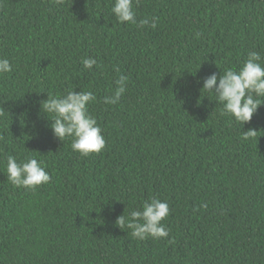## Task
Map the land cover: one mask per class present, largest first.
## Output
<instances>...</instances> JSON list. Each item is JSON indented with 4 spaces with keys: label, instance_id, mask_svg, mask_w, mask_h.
<instances>
[{
    "label": "trees",
    "instance_id": "16d2710c",
    "mask_svg": "<svg viewBox=\"0 0 264 264\" xmlns=\"http://www.w3.org/2000/svg\"><path fill=\"white\" fill-rule=\"evenodd\" d=\"M113 3L0 0V264H264V104L241 125L202 89L251 51L264 64V0H134L143 28ZM69 90L96 97L99 153L74 152L41 111ZM8 156L42 161L50 181L12 185ZM152 198L169 205L166 238L116 225Z\"/></svg>",
    "mask_w": 264,
    "mask_h": 264
},
{
    "label": "clouds",
    "instance_id": "9594fccd",
    "mask_svg": "<svg viewBox=\"0 0 264 264\" xmlns=\"http://www.w3.org/2000/svg\"><path fill=\"white\" fill-rule=\"evenodd\" d=\"M55 2L62 4L63 0ZM111 12L122 24H135L143 28L149 23L147 19L137 23L134 0H114ZM151 26L155 27L154 21ZM261 59L259 52L251 51L239 69L228 68L222 75L212 73L203 78L202 89L215 94L216 102L223 106L222 114L231 116L241 125L250 122L258 107L264 104V64L260 63ZM81 63L85 69L91 70L97 65V59L86 57ZM11 71L9 60L0 58V74ZM127 79L126 76H120L111 95L103 98L105 104L115 105L119 102L127 89ZM95 99L90 91L69 90L61 96L47 95V99L41 102V111L51 120L53 135L60 141L71 138L72 150L85 157L101 152L106 144L101 127L88 111L89 103ZM0 115H3L2 110ZM256 134V130L248 129L241 132V139L247 141L256 137ZM6 172L12 185L27 189L47 184L51 179L43 162L31 157L18 163L16 157L8 156ZM201 207L206 208L207 204ZM168 215V203L152 198L143 202L139 209L130 211L127 217L123 214L119 216L116 225L121 229H130L131 236L138 240L143 241L149 236L159 240L169 235V230L161 223Z\"/></svg>",
    "mask_w": 264,
    "mask_h": 264
}]
</instances>
